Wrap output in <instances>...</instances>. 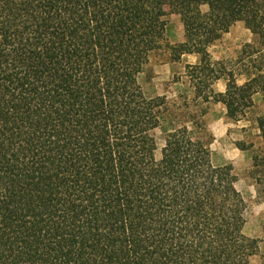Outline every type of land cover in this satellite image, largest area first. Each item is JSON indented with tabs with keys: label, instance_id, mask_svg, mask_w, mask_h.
<instances>
[{
	"label": "trees",
	"instance_id": "trees-1",
	"mask_svg": "<svg viewBox=\"0 0 264 264\" xmlns=\"http://www.w3.org/2000/svg\"><path fill=\"white\" fill-rule=\"evenodd\" d=\"M167 11L194 100L238 122L264 92V0H0V264H251L232 166L185 126L156 157L167 101L139 77ZM238 22L252 40L227 69L207 50Z\"/></svg>",
	"mask_w": 264,
	"mask_h": 264
},
{
	"label": "rangeland",
	"instance_id": "rangeland-1",
	"mask_svg": "<svg viewBox=\"0 0 264 264\" xmlns=\"http://www.w3.org/2000/svg\"><path fill=\"white\" fill-rule=\"evenodd\" d=\"M165 18V45L151 54L139 77V86L146 98L165 97L167 101L161 125L155 130L156 157L163 156L166 134L185 126L192 146H205L214 166H232L237 178L236 187L246 204L244 233L259 241L258 252L251 264H260L264 258V143L257 120L264 119V92L253 96L252 108L238 122L226 118V110L221 104L194 100L187 66L197 65L199 58L180 56L175 61L178 53L173 54L171 48L184 42L183 26L180 18L170 11L166 12ZM251 40L250 32L242 23L226 25L220 39L207 52L212 62L223 63L231 69L241 47Z\"/></svg>",
	"mask_w": 264,
	"mask_h": 264
},
{
	"label": "crops",
	"instance_id": "crops-1",
	"mask_svg": "<svg viewBox=\"0 0 264 264\" xmlns=\"http://www.w3.org/2000/svg\"><path fill=\"white\" fill-rule=\"evenodd\" d=\"M184 56H191V55H182V57ZM195 56V55H194ZM197 57V56H196ZM221 85H224V87H220ZM226 87V77H222L219 81H217L214 85H213V91L215 89L214 92L216 93H224L225 92V88ZM208 104V103H207Z\"/></svg>",
	"mask_w": 264,
	"mask_h": 264
}]
</instances>
